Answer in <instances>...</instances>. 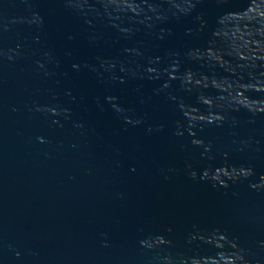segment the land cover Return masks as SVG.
I'll use <instances>...</instances> for the list:
<instances>
[{"label":"water","instance_id":"water-1","mask_svg":"<svg viewBox=\"0 0 264 264\" xmlns=\"http://www.w3.org/2000/svg\"><path fill=\"white\" fill-rule=\"evenodd\" d=\"M0 264H264V0H0Z\"/></svg>","mask_w":264,"mask_h":264}]
</instances>
